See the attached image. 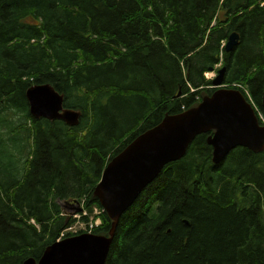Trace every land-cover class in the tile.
Here are the masks:
<instances>
[{"label":"trees","instance_id":"trees-1","mask_svg":"<svg viewBox=\"0 0 264 264\" xmlns=\"http://www.w3.org/2000/svg\"><path fill=\"white\" fill-rule=\"evenodd\" d=\"M263 4L0 0V115L30 121L32 141L23 174L30 199L9 200L20 181L0 192V229L13 234L2 240L0 264L38 260L74 222L61 216L63 203L100 208L93 190L108 161L164 115L210 95L206 72L224 67L223 84L246 87L248 96L241 93L264 123ZM233 32L238 45L225 52ZM39 84L80 112L77 126L29 115L24 93ZM3 127L9 135L16 128L6 119ZM206 137L197 136L121 216L105 264H264V152L238 147L214 166ZM100 219L92 233L106 236L110 221L104 212Z\"/></svg>","mask_w":264,"mask_h":264},{"label":"water","instance_id":"water-1","mask_svg":"<svg viewBox=\"0 0 264 264\" xmlns=\"http://www.w3.org/2000/svg\"><path fill=\"white\" fill-rule=\"evenodd\" d=\"M238 42V34L231 33L225 52H231ZM224 73V67L217 70L211 82L214 90L196 106L165 115L108 161L93 190V197L110 221L106 236L81 233L65 237L47 246L38 260L27 258L22 264H105L121 216L166 165L186 155L199 135H207L214 166L221 165L238 147L253 154L264 152V124L239 90L223 86ZM24 96L33 119L78 125L80 112L64 108L62 95L51 85L28 87ZM261 105L264 108V86ZM74 203V212H80L78 201Z\"/></svg>","mask_w":264,"mask_h":264},{"label":"rangeland","instance_id":"rangeland-1","mask_svg":"<svg viewBox=\"0 0 264 264\" xmlns=\"http://www.w3.org/2000/svg\"><path fill=\"white\" fill-rule=\"evenodd\" d=\"M217 69L218 68L213 71L206 72L204 74V77H206V79L208 80H213L216 77ZM238 87L240 91L245 92V94L248 96L245 91V89L247 90L246 87ZM2 119H6L12 122V127H16L21 123L22 125L16 127L13 130L12 135L8 134L5 127L0 129V135H2L3 140L6 141L3 142L0 138V192L2 193V190L11 187L14 184V181H20V185L23 183L25 184H23L19 190H14V186L10 188L8 192L9 200L11 202L12 200L20 201L21 196H23V201H27L28 199H30V184L26 183V180L23 179V174L25 172V169H28L30 167V150L32 146V141L30 139V121L24 119L18 112H7L6 114L2 113L0 115V122ZM56 202L57 200L54 201V203ZM79 202L81 207L83 208L81 214L78 213L73 215V208L75 207L73 200L68 201L61 207V216L74 219V222L59 234L60 239L79 233L92 232L93 229L100 226V216L102 213L101 209L97 206H91L89 208L86 207L84 204V200H79ZM57 203L60 204V201H58ZM18 215L22 219L25 218V214ZM82 218H85L87 220L84 221L82 220ZM27 223L35 226L37 230L40 229L39 224L35 223L33 220H29L27 221ZM12 236L13 234L9 230L0 229V249L8 245L2 240L11 238Z\"/></svg>","mask_w":264,"mask_h":264},{"label":"bare ground","instance_id":"bare-ground-1","mask_svg":"<svg viewBox=\"0 0 264 264\" xmlns=\"http://www.w3.org/2000/svg\"><path fill=\"white\" fill-rule=\"evenodd\" d=\"M239 35V34H238Z\"/></svg>","mask_w":264,"mask_h":264}]
</instances>
